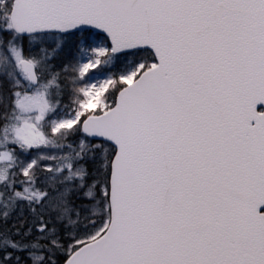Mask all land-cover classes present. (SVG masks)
Here are the masks:
<instances>
[{"label":"snow or ice","instance_id":"obj_1","mask_svg":"<svg viewBox=\"0 0 264 264\" xmlns=\"http://www.w3.org/2000/svg\"><path fill=\"white\" fill-rule=\"evenodd\" d=\"M0 264H264V0H0Z\"/></svg>","mask_w":264,"mask_h":264}]
</instances>
